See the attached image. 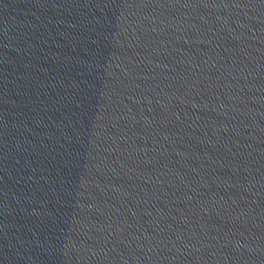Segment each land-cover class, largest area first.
<instances>
[{
    "label": "water",
    "instance_id": "obj_1",
    "mask_svg": "<svg viewBox=\"0 0 264 264\" xmlns=\"http://www.w3.org/2000/svg\"><path fill=\"white\" fill-rule=\"evenodd\" d=\"M0 264H264V0H0Z\"/></svg>",
    "mask_w": 264,
    "mask_h": 264
}]
</instances>
